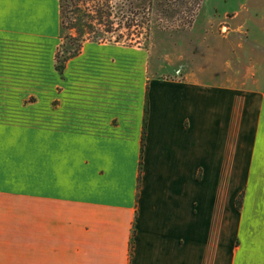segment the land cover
<instances>
[{
    "label": "crops",
    "instance_id": "1",
    "mask_svg": "<svg viewBox=\"0 0 264 264\" xmlns=\"http://www.w3.org/2000/svg\"><path fill=\"white\" fill-rule=\"evenodd\" d=\"M25 2L0 0V182L24 194L0 264H234L235 190L264 188V85L158 78L117 43L59 70V0Z\"/></svg>",
    "mask_w": 264,
    "mask_h": 264
},
{
    "label": "rangeland",
    "instance_id": "2",
    "mask_svg": "<svg viewBox=\"0 0 264 264\" xmlns=\"http://www.w3.org/2000/svg\"><path fill=\"white\" fill-rule=\"evenodd\" d=\"M171 1L177 5L173 11L176 15L143 14L133 28L134 34L124 36L117 44L141 48L149 56L150 71L158 78L186 79L196 75L202 80L235 88L252 89L259 82L264 85V76H260L264 74V0ZM35 8L32 0H26L27 18ZM114 29L117 31L107 35L111 43H115L119 34H128L126 29H118V24ZM64 45L71 47L68 42L58 46L61 53ZM60 64L57 62V66ZM29 100H33L32 94ZM9 111V115L17 117L18 110ZM9 184L0 182V246L5 250L13 248L18 209L24 195ZM235 191L234 231L232 238L228 237L233 239L234 264H264V188ZM237 204L241 207L237 208ZM260 206L261 245L256 247L260 252L256 251L255 259L249 261L246 252L251 249V242L240 229L247 215L251 216ZM1 255L4 259L9 256ZM12 258L16 261V253Z\"/></svg>",
    "mask_w": 264,
    "mask_h": 264
},
{
    "label": "trees",
    "instance_id": "3",
    "mask_svg": "<svg viewBox=\"0 0 264 264\" xmlns=\"http://www.w3.org/2000/svg\"><path fill=\"white\" fill-rule=\"evenodd\" d=\"M176 3L171 0H59L61 20V44L68 42L71 47L64 45L63 53L58 47L56 61L62 70L66 62L81 53L87 42L111 43L107 35L113 33L114 25L118 29H126L128 34L121 33L115 43L121 42L126 35H133L139 16L151 15L166 17L176 15ZM65 41V42H63ZM68 45V44H67ZM64 54V56H62ZM144 150V134L142 152ZM242 200V195H241ZM240 200V201H241ZM241 204H237L240 208Z\"/></svg>",
    "mask_w": 264,
    "mask_h": 264
}]
</instances>
